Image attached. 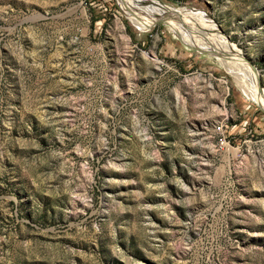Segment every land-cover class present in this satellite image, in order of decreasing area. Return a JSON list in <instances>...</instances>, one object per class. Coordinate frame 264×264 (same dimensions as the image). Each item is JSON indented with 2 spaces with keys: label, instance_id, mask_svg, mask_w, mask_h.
<instances>
[{
  "label": "rangeland",
  "instance_id": "1",
  "mask_svg": "<svg viewBox=\"0 0 264 264\" xmlns=\"http://www.w3.org/2000/svg\"><path fill=\"white\" fill-rule=\"evenodd\" d=\"M216 33L263 89L264 0H0V264H264V106Z\"/></svg>",
  "mask_w": 264,
  "mask_h": 264
},
{
  "label": "bare ground",
  "instance_id": "2",
  "mask_svg": "<svg viewBox=\"0 0 264 264\" xmlns=\"http://www.w3.org/2000/svg\"><path fill=\"white\" fill-rule=\"evenodd\" d=\"M128 10V15L131 20L140 28H146L150 26L156 18L153 15H146L137 9H133L132 4L123 5ZM172 25L183 34L187 33L186 28L192 27L194 21L189 22L191 25L182 22L178 17L174 18ZM188 25V26H187ZM193 27H196L195 25ZM189 35V33H188ZM208 35V34H207ZM217 37L211 40L212 44L223 51V55H220L225 68L232 73L236 83L239 85L249 98L259 102L264 106V88H260L257 83L258 73L244 58L242 52L235 50L224 35L216 33Z\"/></svg>",
  "mask_w": 264,
  "mask_h": 264
},
{
  "label": "water",
  "instance_id": "3",
  "mask_svg": "<svg viewBox=\"0 0 264 264\" xmlns=\"http://www.w3.org/2000/svg\"><path fill=\"white\" fill-rule=\"evenodd\" d=\"M184 44H186V45H189V46H192V47H194V48H196V49H199V50H204V48L203 47H200V46H197V45H190V44H188L187 42H185V41H183V40H181Z\"/></svg>",
  "mask_w": 264,
  "mask_h": 264
},
{
  "label": "built area",
  "instance_id": "4",
  "mask_svg": "<svg viewBox=\"0 0 264 264\" xmlns=\"http://www.w3.org/2000/svg\"><path fill=\"white\" fill-rule=\"evenodd\" d=\"M223 140H224V136H223V135H221V136L218 137V141H219L220 143H222Z\"/></svg>",
  "mask_w": 264,
  "mask_h": 264
}]
</instances>
